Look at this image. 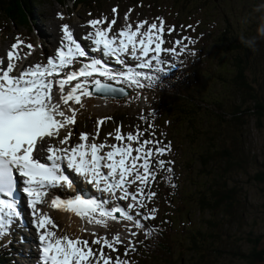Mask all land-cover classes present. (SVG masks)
<instances>
[{
  "label": "rangeland",
  "instance_id": "rangeland-1",
  "mask_svg": "<svg viewBox=\"0 0 264 264\" xmlns=\"http://www.w3.org/2000/svg\"><path fill=\"white\" fill-rule=\"evenodd\" d=\"M73 3L74 0L64 1L62 4L54 0H34L30 10L32 13L31 25L19 28L10 25L9 31L0 16V28L5 29L4 35L0 36V42H3V39L5 40L7 37L12 40L13 36L18 33L22 38L31 40L33 43L39 39L43 41V34L55 39L58 35L51 34L49 24L55 22L57 11L69 12L70 18L68 19L73 24L72 27L76 25L82 27L83 21L89 17L108 21L113 17L111 11L113 8L116 9L114 14L119 15L121 19L117 22L119 31L127 25L126 13L128 14L127 21L130 23L135 24L142 20L147 22L145 24L148 27L153 22L157 23L159 27L160 20L157 18H161L164 26H169V28H165L164 32L168 36L173 31H169V29H173L170 23L174 24L175 17H177L176 14L173 15L175 10L172 0H158L154 3L143 0L139 4H134L132 0H102L98 3L99 5L95 4L93 8L81 5L72 9ZM184 5L185 7H182V23L189 22V26L185 29H177L173 36L168 37L167 42H170L168 47L174 49L172 53L176 62L169 73L159 70L160 74L157 78L160 84L157 86L148 85L143 88L136 87L132 89L131 97L122 100V102L94 96H83L80 105L69 101V106L76 110L77 123L74 125L75 140L72 143L83 142L78 139L79 134L88 133L87 142L89 144L99 142L106 145H127L129 143L127 139L120 142L114 138L119 122H122V128H118L121 135L127 133L135 135L139 130L143 133L140 137L141 142L144 139H153L162 141L161 146L171 143L170 152L164 157H156V159L162 158L173 163L166 165V167L172 168L171 173H162L157 170L156 181L151 185L150 190L154 191L156 196L152 201H146V203L149 208L155 207L157 213L155 220L142 221L147 225L148 234L146 235L142 229L132 227L131 222L124 221L122 218L118 221L107 220L109 228L99 225L97 228L99 233H94L98 236L106 235L111 239L112 235L119 231L121 239L125 240V243H127V239L133 240L137 249L144 239L154 240L157 235L156 228L164 222L169 237L176 241V248L172 247V257L164 259L165 261L158 260L154 254H151L150 264H264V258L253 263L247 258L254 248L256 239L259 240L256 248L264 249V181L260 182L256 177L257 175L264 177V113L261 116V121H258L254 112L260 106H256L248 97L243 99L242 93L236 90L233 84L235 77L233 56L223 44L219 43L220 38L224 40L235 38L241 42L252 38L256 39L255 50L250 48L248 54H244V60L249 69L247 77L254 84L255 93L264 112V38L258 34L259 26L264 23V0H195ZM59 22L57 21V25ZM194 27L196 31H194ZM227 28L233 31V34ZM82 34L84 33H79V35ZM187 46L193 48L192 55H196V58L201 57V65L193 66L189 62L186 67L189 49L186 54H183V50ZM184 67L186 68L184 69ZM187 83L190 88L198 86L200 93L197 98L207 100L208 103L201 106L204 121L201 120L200 127V131H205L203 134H206L207 137L201 135L200 141L194 140L198 143L197 147L193 145L186 150L181 147L184 131L178 129L174 133L172 127L174 122L170 118H163L159 121L153 116H157L158 96L155 92L158 87L165 86V89L174 92L177 91V86ZM144 92L147 94L142 96ZM63 108H66L67 113L69 112L67 106ZM237 109L241 114H235ZM117 115L124 120L117 122L116 118L113 119V116ZM236 116L240 119L236 120ZM109 117L111 119H105L102 124V129L105 131L101 133V125L98 126L97 122ZM145 124L154 135L145 131ZM74 126L67 125L64 129L67 128L66 131H70ZM98 127V138L93 140ZM113 127L116 128L113 129ZM201 132L200 134H202ZM210 137L213 139L212 142ZM55 142L58 143L57 140ZM211 143L214 147H211ZM131 145L136 147L137 142L132 141ZM208 145L211 150L231 151L233 155H236L237 162L241 163L243 170L236 166V171H232L230 174L224 173L223 155H216L213 152H208L214 156V159L207 164L204 160L207 156L205 153L203 154V151L208 148ZM107 149L109 148L105 147L103 150ZM170 178H172L179 194L177 197H174L172 190L169 189L168 192L164 190L167 182H170ZM223 182H228V190L225 189ZM222 185L223 187H221ZM136 188L137 185L134 184L129 188V191L133 192ZM148 190L145 189V191ZM214 192H218L219 196H213ZM228 193L233 195V199L225 202L223 199ZM203 194L206 196L205 202L209 200L215 208L206 209L207 206L201 208L200 201ZM90 195L92 200L98 196V193L91 194L90 192ZM121 196L123 195L117 197ZM117 197L109 198L111 202H114L111 206L108 203V198L103 199L106 200L102 202L105 210L120 206L128 210L129 213H133V208L128 206L133 202ZM139 210L135 211L147 213V209ZM53 213L55 224L58 226L53 230L56 236L67 235L72 239L79 237L87 239L94 250L100 247L92 244V240L96 237L91 236L87 231L83 234L72 232L62 223V214ZM125 224H128L132 231L137 232L138 235L126 239ZM192 236H196L202 252L197 257L188 251V247L191 246L189 240ZM117 248L118 251L115 253L108 249H105V252L113 257L119 255L122 259H129L131 264H142L140 259L134 258V252L125 257V248L119 245ZM154 260L156 261L153 263ZM14 264H20V262Z\"/></svg>",
  "mask_w": 264,
  "mask_h": 264
},
{
  "label": "snow or ice",
  "instance_id": "snow-or-ice-1",
  "mask_svg": "<svg viewBox=\"0 0 264 264\" xmlns=\"http://www.w3.org/2000/svg\"><path fill=\"white\" fill-rule=\"evenodd\" d=\"M113 12L115 13L116 9H113ZM60 15L63 18V15ZM127 19L126 13L125 20ZM157 19L160 20L159 28L157 23L153 22L147 31L141 33L140 28L147 23L144 21L137 24L135 31H132V24H127L120 31L112 32L111 36L109 32L116 24V19L111 21L94 19L88 22L95 29L94 33H88L83 39L92 42L94 50L105 55L126 53L137 60H140L137 55L138 49L144 58H148L153 51L150 47L153 40H159L155 43V55L138 65L139 68H151L153 61L159 64L165 63L159 55L164 41L153 36V30L164 33V22L161 18ZM105 23L106 29L96 27ZM62 32V47L58 48L56 56L47 59L46 64L36 63L17 69L15 61L21 58L18 52L20 45H24L29 50L24 54L25 58L31 55V50L34 48L31 43L25 44L20 39H17L7 52V63L0 59L2 65L0 66V237L8 234L11 225L18 221L22 222V213L18 210V201L15 199L18 184L22 182L25 186L19 190L28 198L33 217L32 223L38 232L42 264H131L129 259H122L119 255L113 257L105 252V249L113 253L117 252L118 245L125 248V257L137 251L133 240L127 237H136L138 233L132 231L128 224L124 225L127 230V243L121 239L119 231L112 235L111 239L106 235L96 236V233H91L96 236L92 244L100 246L94 250L87 239L79 237L72 239L67 235L56 236L52 229L58 226L38 208V205L44 202L47 188L61 187L65 183L71 187L70 177L65 174L63 164L104 192L112 194L117 191L122 192L123 196L117 198L133 202L128 206L134 211L129 213L119 206L105 210L102 203L81 198L79 195L67 200L53 198L51 200L53 208L69 210L86 219L89 224L101 225L105 228L108 227L107 220L118 221L122 218L131 222L132 227L144 230L147 235L149 230L142 221L155 220L157 213L155 207L149 208L146 203L156 196V193L150 190L151 185L156 181L157 170L162 173L172 172L171 167H166L172 164V161L156 159V157H164L171 151V143L161 146L162 141L153 139H144L141 142L140 137L143 133L139 130L135 135L132 133L121 135L120 130L117 129L115 140L122 142L127 139L129 142L127 145H106L95 142L87 144L88 133L79 134L78 139L84 143H73L71 147L47 143L45 138L55 140L60 137L61 129L76 124V110L69 106V101L80 105L82 96L93 95V92L89 91V77L98 73L100 76H108L109 79H117L116 76L102 71L99 67L100 61L94 60L84 64L78 71L69 70L63 77L54 80L53 77H59L64 69L70 68L78 58L88 55L86 49L74 38L67 24L62 26ZM141 35L146 39H140L137 45L136 38ZM130 46L131 51H129ZM165 51H174V49H165ZM14 70L16 74L12 75ZM120 76L124 81L138 88L144 87L141 83L142 77L146 80L154 79L140 71H129L121 73ZM74 80L78 82L65 92L66 85H71ZM54 83L58 94L55 100L52 95ZM93 83L96 93L125 91L124 88H112L100 80H94ZM61 103L67 106L71 115H67L66 111L62 110ZM105 119L111 118L99 120L98 126L103 124ZM98 135L99 127L93 140L98 138ZM71 138L72 132L68 131L58 140V145H67ZM132 141L137 142L135 149L131 145ZM38 142L39 148H37ZM105 147L110 150L102 155ZM34 151L37 152L36 158L33 157ZM133 151L136 152L135 156L132 155ZM45 152L49 155L46 157L40 155ZM41 160L47 162L42 163ZM103 169H107V172ZM134 184L137 188L130 192L129 188ZM145 189L149 190L145 191ZM136 209H147V213L137 212Z\"/></svg>",
  "mask_w": 264,
  "mask_h": 264
},
{
  "label": "trees",
  "instance_id": "trees-1",
  "mask_svg": "<svg viewBox=\"0 0 264 264\" xmlns=\"http://www.w3.org/2000/svg\"><path fill=\"white\" fill-rule=\"evenodd\" d=\"M34 0H0V16L1 18H4V20L8 23H15L16 25L22 26L27 25L28 26V15L31 14L30 10L32 9V3ZM59 1L60 3H63L66 0H55ZM101 0H76V4H84V5H92L95 2H99ZM139 0H135L134 2L137 3ZM152 1V0H151ZM195 0H174V5L176 7L183 5L185 3H190ZM231 28V27H230ZM228 31H231L229 28H227ZM226 30V31H227ZM231 34H233V31H231ZM219 43L223 44L230 52V54L233 56L234 59V66H235V74H234V86L236 90L239 93H242L243 99L245 97H248L253 101L256 106H260V108H256L257 111L254 112V114L258 117V121H261V116L263 115V107H261L260 100L258 99L256 93L254 84L249 81L248 79V68L246 67V63L244 60V54H248L250 51V48L246 45V43L241 42L235 38L231 40H224L222 38L219 39ZM219 75V73H218ZM200 93L199 87L190 88L188 83L181 85L176 92H163L159 97V110L161 112V118H170L173 123L172 127L174 129V133L177 132L178 129L184 131L185 135L183 136V144H181V147L187 146L189 148L190 146L193 147V145H197L198 143L195 142L200 141L202 139L201 135L206 136L205 131L201 132V120L204 121V117L201 114V106L203 104H207L208 101L204 99L197 98V95ZM207 112V111H205ZM236 115L241 114L239 112V109L235 112ZM238 116H236V120H239ZM200 132L202 134H200ZM209 133V132H208ZM212 135V133H211ZM207 137V136H206ZM195 140V141H194ZM210 141L212 142L213 139L210 137ZM211 147L213 146V143L210 144ZM208 152H213L216 155L221 154L223 155L224 159V173L230 174L232 171H236L235 169L239 167L241 170L243 168L241 167V163L237 162L236 155H233L231 151L225 150L224 152H220L219 150H211L210 146L208 145V148H205L203 151V154H206V158L204 160L207 164L211 163L214 159L213 155L208 154ZM202 162V161H201ZM204 163V162H203ZM237 166V167H236ZM258 181L262 182L264 181V177L262 175L256 176ZM224 187L226 190H228V182H223ZM223 187V185L221 186ZM225 190V191H226ZM231 191V190H229ZM233 192V191H231ZM216 195V196H215ZM213 196L217 197L219 196L218 192H214ZM212 196V197H213ZM206 196L203 194L201 197L200 205L201 208L203 206H207L206 209H209L211 207H214V204L211 202H205ZM233 199V195L225 194L224 201L229 202ZM215 201V200H214ZM211 203V204H210ZM259 240L256 239L254 241V248L252 249L251 253L247 256V258L253 263L257 261H261L264 258V249L259 250L256 248L258 245ZM189 244L191 246L188 247V251L193 256H198L202 252L200 251V246L197 243L196 236L190 237ZM172 247L176 248V241L173 238V240L169 237L168 233L162 234L161 237L156 241V243L147 242L144 246V249L141 250L140 260L143 264H150L149 260L151 259V254H154L156 258L159 259H168V257L172 254ZM6 254L2 255L0 254V264H6ZM172 257V256H171ZM8 262L10 260H7ZM156 260L153 261V263ZM165 261V260H164Z\"/></svg>",
  "mask_w": 264,
  "mask_h": 264
},
{
  "label": "bare ground",
  "instance_id": "bare-ground-1",
  "mask_svg": "<svg viewBox=\"0 0 264 264\" xmlns=\"http://www.w3.org/2000/svg\"><path fill=\"white\" fill-rule=\"evenodd\" d=\"M52 24V23H51ZM54 24V31H52L51 32V34H54V36L57 34L59 37L61 36V33L59 34L58 32H57V27H56V24L55 23H53ZM48 25V24H47ZM72 29L74 30V32L77 34V35H79V31L80 30H82V27L80 26V25H76V26H74V27H72ZM84 34H86V33H84ZM45 35V34H44ZM109 35L111 36L112 34H111V32L109 33ZM79 36H81V35H79ZM44 38L47 40V42L49 43V42H51V40H52V38L51 37H49V36H47V35H45L44 36ZM153 41H156L155 39L153 40ZM131 47V46H130ZM152 54V52H150V55ZM168 53H163L162 54V56H161V58L166 62H171V59H172V56L170 57L169 55H167ZM128 54H126V53H123V58L124 59H127L128 58ZM92 57L93 58H99V61H100V68H101V70H105V69H108V70H110V71H117V70H119L120 69V67L119 66H111V68H108V67H110V64L111 63H113V60L111 59V57H109L108 55H105V54H103L102 52H99L96 56H94V55H92ZM101 57V58H100ZM130 57V56H129ZM133 58V57H132ZM141 60H143V57H140V60L139 61H141ZM158 65H160L161 67H166V65H165V63L164 64H159V63H157L156 61H153L152 62V66H158ZM67 130V128L66 129H61L60 130V135L64 132V131H66ZM72 139H73V137H72ZM62 147H67L66 145H64V146H62ZM96 187V186H95ZM96 189H99V188H96ZM95 193H98V196H96L94 199H92V200H94V201H96V202H98V203H102L103 202V199L106 197L105 195H102V193H101V191H99L98 190V192H97V190L95 191ZM105 193H109V192H105ZM116 193H118L119 195H122V192H120V191H117ZM75 196L74 197H76L78 194L77 193H75L74 194ZM114 196L116 195V194H113ZM117 197V196H116ZM116 197H113V199H115ZM106 198H108V197H106ZM68 199H70V198H68ZM117 202V201H116ZM108 203H110L109 205L111 206V205H113L114 204V202H111L110 200H109V198H108ZM118 204H119V202H117ZM56 213H60V214H62V216H63V222L62 223H64L66 226H67V228L68 229H70L72 232H76V233H78V234H83V233H86V228L88 227V228H90V229H94L95 227H96V224H89L88 222H87V220L86 219H84V218H81L80 216H77L75 213H70V212H68V211H65L64 209H58V210H56L55 211ZM30 223H29V221L27 220V217L25 216L24 218H23V223L20 225V229H19V231H20V239H19V241H20V243H21V246H24L25 245V242H23L24 240H25V233L26 232H29V227H30ZM87 226V227H86ZM21 257H22V260H21ZM21 257H20V264H28L29 263V261H30V259H31V257H32V254H31V252L29 251V250H24V251H22V255H21Z\"/></svg>",
  "mask_w": 264,
  "mask_h": 264
},
{
  "label": "water",
  "instance_id": "water-1",
  "mask_svg": "<svg viewBox=\"0 0 264 264\" xmlns=\"http://www.w3.org/2000/svg\"><path fill=\"white\" fill-rule=\"evenodd\" d=\"M107 85H109L112 88H116V89L122 88V87H117V86H113V85H110V84H107ZM103 94H104L105 97H112V98L122 99L125 96H127L129 94V92L125 89L124 92H120V91L104 92Z\"/></svg>",
  "mask_w": 264,
  "mask_h": 264
},
{
  "label": "clouds",
  "instance_id": "clouds-1",
  "mask_svg": "<svg viewBox=\"0 0 264 264\" xmlns=\"http://www.w3.org/2000/svg\"><path fill=\"white\" fill-rule=\"evenodd\" d=\"M258 34L260 37L264 38V23H262L259 28H258ZM244 43H246V45L249 48H252L253 50H255L256 47V39L252 38L251 40L248 41H244Z\"/></svg>",
  "mask_w": 264,
  "mask_h": 264
},
{
  "label": "flooded vegetation",
  "instance_id": "flooded-vegetation-1",
  "mask_svg": "<svg viewBox=\"0 0 264 264\" xmlns=\"http://www.w3.org/2000/svg\"><path fill=\"white\" fill-rule=\"evenodd\" d=\"M199 256V255H198ZM195 257H197V256H195Z\"/></svg>",
  "mask_w": 264,
  "mask_h": 264
}]
</instances>
